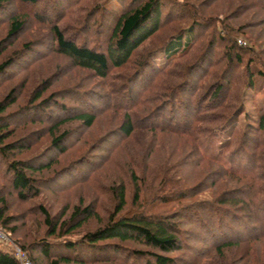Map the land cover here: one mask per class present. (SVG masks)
<instances>
[{"label":"trees","instance_id":"16d2710c","mask_svg":"<svg viewBox=\"0 0 264 264\" xmlns=\"http://www.w3.org/2000/svg\"><path fill=\"white\" fill-rule=\"evenodd\" d=\"M80 1L62 0L63 7L53 2L55 13L48 28L52 47L76 68L108 81L110 92L69 91L56 96L48 93L52 89L48 79L32 92L24 106L9 112L20 95L14 89L9 90L0 100V183L3 182L0 191L4 190L3 195L8 188V196L16 197L19 202L45 194L58 198L78 183H84L94 162L105 157L98 155L92 161L90 153L85 152L65 165L60 158L72 150L70 144L75 130L62 128L68 123H77V130H88L98 116L108 111L121 115L122 121L101 142L104 146H96V152L109 154L138 129L168 134L190 142L194 155H189V158L192 156L188 159L189 165L216 168L213 172L205 171V181L212 180L217 185L228 177L231 182L233 179V187L214 199L187 203L170 214H161L166 207L184 202L191 195L184 192L179 197L150 196V182L139 175V165L130 156L108 187L112 200L108 209H103L97 200L85 204L83 195L79 196L78 205L71 208L66 205L57 216L49 215L44 204H36L32 211L37 210L43 219L39 225L43 231L38 228L43 235L35 231L32 236L28 232L21 236L20 228L14 225L18 215L7 213V196L4 198L0 192V229L28 254L32 264H40L38 256L47 264H199L192 260L193 248L188 245L191 241L206 244L203 247L213 248L221 258L228 247L240 248L241 256L249 257L250 248L264 241V105L257 111L254 126L243 99L246 90L253 96L264 93V49L261 52L239 45L232 32L224 39L217 33L215 24L206 35L212 21L204 20L196 7L190 8L187 25L183 23L184 13L173 18L169 11L164 15L165 2L170 3L172 13L174 7L183 8L173 0H117L120 12L102 9L96 4L76 20V30L66 35L57 22L79 6ZM247 1L255 8L264 9V0ZM39 3L40 0H0V14L8 7L13 8L6 12V16L12 15L9 16L11 23L0 38V87L10 81L11 69L21 60L27 64L43 56L39 45L32 43L8 53L25 23L16 14L30 16L28 8ZM47 5L42 16L51 9L49 1ZM42 16L37 17L40 22ZM96 17L98 21L94 23ZM175 23L178 25L172 29L176 30L158 38ZM85 32L95 34L96 40L82 37ZM206 36H209L207 40ZM199 41L205 42V46L196 60L181 64ZM149 42L151 46L146 48ZM158 52L163 57V68L153 59ZM253 63L257 67H252ZM220 64H223L219 71L222 77L218 74L214 83L202 88L210 70ZM240 67L242 73L238 72ZM63 100L76 105L66 106ZM52 108L56 109L49 112ZM242 117L245 125L240 122ZM36 125L39 128L34 129ZM45 133L49 135L48 145L34 153ZM214 142L218 143L217 157L227 166L218 159L202 156L199 144ZM152 181L156 183L155 179ZM192 190L204 191L199 186ZM147 191L149 197L145 199L143 195ZM99 208L105 210L104 217L99 214ZM183 222L192 228L184 229ZM90 225L93 228L82 231ZM5 247L0 243V264H19L10 248Z\"/></svg>","mask_w":264,"mask_h":264},{"label":"rangeland","instance_id":"374dc122","mask_svg":"<svg viewBox=\"0 0 264 264\" xmlns=\"http://www.w3.org/2000/svg\"><path fill=\"white\" fill-rule=\"evenodd\" d=\"M47 1L50 2L51 9L49 8L46 12H44L43 17V8L49 7L47 5ZM54 1L57 7L64 6L62 5V0H40L38 6L28 8V10H31V12H29L31 13L30 16L26 17L21 12H18V14H16L23 18L25 20V23L20 30L14 42V45L11 49L8 50V53L20 50L25 44L32 43L35 45H39L43 56L39 57L36 62L27 64H24V61L21 60L15 65L14 68L11 69L12 72L9 76L10 81H6L4 85L0 87V100L4 98L8 91L11 89L15 90L16 95L20 93L19 97L17 98L16 104L8 109L9 112H13L15 110H18L21 106H24L30 99V96H32V92L41 83L48 79L51 80L50 82L52 84V89L48 93L53 92L56 96L65 95L69 91L74 93L76 91L79 94H84L90 90L97 91L98 89L104 92H110L111 85L108 81L97 79L90 72L76 68L67 58L59 55L53 49L52 36L48 28L50 22H52L54 18ZM173 1H176L177 4L183 5V8L178 7L177 10L174 7L172 13L170 3L168 4L165 2L163 4V7H166L164 9V15H167L169 11L170 18H173L178 14L180 15L184 13V16L182 17L184 19L183 23H186L187 25L190 20L189 18H191L190 8L193 7L194 9L196 7L200 12L203 13L202 17L204 20L211 19L212 21V23H209L211 27L206 29V35L208 33H211L210 30L214 27L215 24L217 25V33L221 34L224 39H227L229 37V34H231L232 32L233 35L237 38V43L238 41L244 42V45H242L243 47L250 46L254 47L255 51H263L264 9L251 6L253 4L249 5V2L247 0ZM96 4L99 5L102 9L115 10L117 12L121 11V7L118 6L117 0H81L79 2V6H75L73 11H71L66 16H63L60 22H57L63 28L64 34L70 35V33L74 32L77 27L76 20L79 17L81 18L83 17V15L88 14L87 12L90 11ZM12 9V7H8L4 10L3 14H0V38L4 37L9 24L11 23L9 16L12 15L6 16V12L11 11ZM180 10H182V12ZM38 16L43 17L42 22H40L41 20L37 18ZM97 19L98 18L96 17L93 22H97ZM167 23L171 22L168 21ZM176 25H178V23L173 24V26H169V30L167 32H163L161 37L159 36L158 38H163L164 36H167L168 32L176 30L172 29V27H175ZM82 37H87L90 41L96 40L95 34L87 32L83 33ZM208 37L209 36H206L205 39L207 40ZM150 43L152 42H149L146 48H149V46H151ZM204 46L205 42H197L189 55L184 60H182L181 64H192L196 60ZM153 59L158 67H164L163 57L159 52L154 54ZM252 67L257 66L255 63H253ZM222 68L223 64H220L216 67L215 70H210L209 74L202 82V88L205 89L212 83H214L218 78L219 71H222ZM242 69L243 68L240 67L238 72L240 73ZM197 75L198 72H196V74L194 73V79ZM241 77H238L240 78V81ZM200 92L202 93V91ZM56 99H60V97ZM62 102L66 106L76 105L70 103L67 100H63ZM243 104L247 115L250 117V123L256 126V123L253 124V122L257 117V111L260 110L259 107H262L264 105V93L256 94L253 96L249 90H246ZM79 106H81V104ZM55 109L56 108H52L51 110H49V112H54ZM121 121V115H115L114 112L108 111L105 112V114H101L100 116H98V119L94 126L88 130L85 128L77 130V128H79L77 126V123H68L62 128V130H75V136L72 138L70 144V146H73L72 150L66 156L60 158L61 161L63 160V163L65 165L72 160L76 161L78 157L85 152L90 153L89 155L90 157H92V161H95L98 155L106 158H104L105 160L103 159L104 163L103 160L94 162L92 168L94 170L93 172H91L92 169L89 171V177L87 176L88 178L85 180V182L78 183L75 187L71 188V190L69 189L66 194L59 195L58 198L56 195L45 194L46 196L38 197L35 200L31 199L27 200L26 202H19L16 197L8 196V188L5 190V196H7L6 198L3 195L4 190L0 191L2 192V195H0L6 199L5 201L7 204V213L9 215H18L16 221H14V225L20 228L18 232L20 231L19 234L21 236L24 232H28V234H30L31 236L36 232L38 235H43L40 234V231L43 230L41 227H39V225L41 224V220L43 219L38 215L37 210L32 211L36 204H44L45 208H47L48 210L49 215L57 216L60 212H62V208L64 209L66 205L69 208L78 205L80 201L79 196L83 195V201L85 204L89 203L92 200H97L103 209H108L110 204L109 202L112 201L108 194V187L111 185L112 180H114L116 176L120 174L122 166H124L125 161H128L130 159V156L134 157L135 162L139 165V167L137 168L139 175L143 178L145 176L146 180L150 182V196L158 197V195H164L179 197L183 195L184 192H189L185 193L187 196L191 195V198H188V200L184 202H177L172 206L166 207L165 211L163 210L164 212H159L161 214H170L172 213L173 209L176 211L180 207V205L184 206L187 203L206 199L210 200L211 198L214 199L226 189L229 188L230 190L231 187H233V179L231 182L228 177L224 178V180L217 185H214L215 182L212 180L205 181V171L207 170V173L213 172L216 168H208L207 165L200 166V164L189 165L188 162L190 161H188V159H192V156H190L189 158V155H194L193 148H191L190 142H187L183 139L171 137L168 134L157 135V133L153 134L152 132L146 131L144 129H138L123 145H119L109 154L105 152H96L94 150L96 146H104L101 142L105 137L115 131ZM240 122L242 125L246 124L243 117L241 118ZM29 127H31L30 129H33V125H30ZM35 128H39V125L34 126V129ZM48 136L49 135L45 133L44 137L40 139L38 148L34 153H39L41 148H44L48 145ZM217 144V142L208 143V145L206 144L207 146L204 145V143L199 144L200 152L202 156H204V158L218 159L223 166H227L225 161L218 158L216 155ZM141 164L144 165L143 169L140 168ZM153 179H155L156 183L152 181ZM2 183L3 182L1 181L0 185H2ZM211 183L213 187L210 186ZM195 186H199V189H202L204 191L196 193V190H192V187ZM148 191L143 195L145 199H148L149 197ZM128 206H130V202H128ZM102 208H99L98 212L102 217H104L106 214L105 210H103ZM20 214H22L21 217ZM184 222L182 224L184 225V229L192 228V226H188L184 224ZM38 228H40L41 230L38 231ZM87 228L93 227H91L90 225V227L88 226L86 228H83L82 231ZM188 245L193 248L191 249V252L194 253V255L192 256V260L194 262H198L199 264H257L264 262L263 240H260V242H256L254 246L250 248L249 257L241 256L242 249L235 247L225 248V250H223L224 258H221L215 255L213 248L208 249L203 247L206 244H203L202 242L198 241L197 243L196 241H191ZM2 247L5 246L2 245ZM5 248L8 249L9 247ZM141 249L146 250V248L144 247H141ZM37 258L41 260H39L40 264H47V261L40 258V256H38ZM254 261H256L257 263Z\"/></svg>","mask_w":264,"mask_h":264},{"label":"built area","instance_id":"2783aa9c","mask_svg":"<svg viewBox=\"0 0 264 264\" xmlns=\"http://www.w3.org/2000/svg\"><path fill=\"white\" fill-rule=\"evenodd\" d=\"M238 44L244 45V42L238 41ZM0 243L10 248V251L14 254V257L19 264H32L28 254L23 249L15 245L2 229H0Z\"/></svg>","mask_w":264,"mask_h":264}]
</instances>
